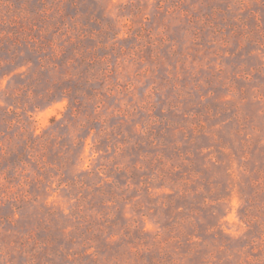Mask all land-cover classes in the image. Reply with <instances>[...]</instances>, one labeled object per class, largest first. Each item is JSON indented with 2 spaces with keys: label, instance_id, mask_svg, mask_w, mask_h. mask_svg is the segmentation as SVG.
Masks as SVG:
<instances>
[{
  "label": "rangeland",
  "instance_id": "rangeland-1",
  "mask_svg": "<svg viewBox=\"0 0 264 264\" xmlns=\"http://www.w3.org/2000/svg\"><path fill=\"white\" fill-rule=\"evenodd\" d=\"M143 230L264 264V0H0V264H150Z\"/></svg>",
  "mask_w": 264,
  "mask_h": 264
},
{
  "label": "trees",
  "instance_id": "trees-1",
  "mask_svg": "<svg viewBox=\"0 0 264 264\" xmlns=\"http://www.w3.org/2000/svg\"><path fill=\"white\" fill-rule=\"evenodd\" d=\"M140 235L137 237L139 242L138 249L134 252V255L138 261L144 262L145 258L149 261L150 264H174L173 259H167L166 255L162 253L160 250L153 251L152 247L149 245V237H147V232L146 231H141L139 233ZM156 243V238L152 239ZM159 242V241H158ZM131 252V250H129ZM67 253V251H66ZM125 254V252L123 253ZM126 254H129L126 252ZM72 255L73 257H77L80 255L78 251H69L67 253V256L69 257ZM99 256V251L95 250L93 253H91V257L93 262L97 261V257ZM129 256V255H128Z\"/></svg>",
  "mask_w": 264,
  "mask_h": 264
}]
</instances>
